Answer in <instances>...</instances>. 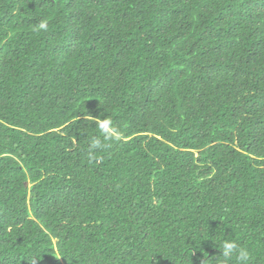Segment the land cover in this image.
I'll use <instances>...</instances> for the list:
<instances>
[{
    "label": "trees",
    "instance_id": "1",
    "mask_svg": "<svg viewBox=\"0 0 264 264\" xmlns=\"http://www.w3.org/2000/svg\"><path fill=\"white\" fill-rule=\"evenodd\" d=\"M94 117L121 135L89 159ZM225 240L264 264V0H0V264Z\"/></svg>",
    "mask_w": 264,
    "mask_h": 264
},
{
    "label": "clouds",
    "instance_id": "2",
    "mask_svg": "<svg viewBox=\"0 0 264 264\" xmlns=\"http://www.w3.org/2000/svg\"><path fill=\"white\" fill-rule=\"evenodd\" d=\"M36 30L47 31L48 22L46 20H41L36 26ZM93 120L98 131V135L91 141L87 149L89 159H95L96 152L98 150H103L106 147V142L119 140L121 135L119 129L115 126L113 120L110 117H105L103 119L94 117ZM221 254L226 260L235 255L237 264H248L250 259L248 250L239 247L234 241L231 240H225L223 242Z\"/></svg>",
    "mask_w": 264,
    "mask_h": 264
}]
</instances>
